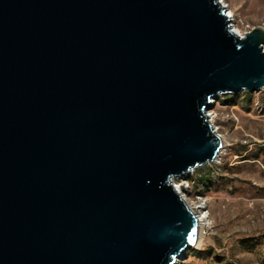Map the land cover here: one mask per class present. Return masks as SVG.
I'll use <instances>...</instances> for the list:
<instances>
[{"label":"water","instance_id":"95a60500","mask_svg":"<svg viewBox=\"0 0 264 264\" xmlns=\"http://www.w3.org/2000/svg\"><path fill=\"white\" fill-rule=\"evenodd\" d=\"M264 90V29L219 0H0V264H178L173 185L214 163L219 95Z\"/></svg>","mask_w":264,"mask_h":264},{"label":"rangeland","instance_id":"374dc122","mask_svg":"<svg viewBox=\"0 0 264 264\" xmlns=\"http://www.w3.org/2000/svg\"><path fill=\"white\" fill-rule=\"evenodd\" d=\"M219 1L243 33L264 29V0ZM212 103L207 114L227 144L214 163L190 176L188 197L205 204L200 212L208 220L200 246L178 264H264V90L219 95Z\"/></svg>","mask_w":264,"mask_h":264},{"label":"bare ground","instance_id":"6f19581e","mask_svg":"<svg viewBox=\"0 0 264 264\" xmlns=\"http://www.w3.org/2000/svg\"><path fill=\"white\" fill-rule=\"evenodd\" d=\"M226 12H227V14H228V16L231 18V22L233 23L232 25H233V29H234V31L239 35V36H244L245 35V33H243L238 27H237V25L235 24V16H234V14L231 12V11H227V9H226ZM208 119H209V121H210V123L212 124V126H213V128L216 130V132H217V129H216V124H215V116L213 115V114H211V113H209L208 114ZM218 133V132H217ZM224 141V147H223V150H222V152L224 151V149L226 148V141L225 140H223ZM222 152H221V154H222ZM221 154H220V156H221ZM219 156V157H220ZM191 208H192V206H190ZM195 211V210H194ZM195 213H196V215H197V217L199 218V235H198V239H197V243H196V246L195 247H198V246H200V244H201V242H202V233H203V230H202V226H203V223L205 224V222L208 220V214H205L204 212H197V211H195ZM204 228V227H203ZM182 260V259H181ZM181 260H179V261H181Z\"/></svg>","mask_w":264,"mask_h":264},{"label":"built area","instance_id":"2783aa9c","mask_svg":"<svg viewBox=\"0 0 264 264\" xmlns=\"http://www.w3.org/2000/svg\"><path fill=\"white\" fill-rule=\"evenodd\" d=\"M196 171V170H195ZM195 171H193L188 177L183 178V179H175L173 181V185L175 186V188L177 189V191L180 193V195L183 197V199L187 202V204L190 206H192V208L190 207V209L195 213V211L200 212V211H204L205 212V204L203 205H195V203L193 201H191V199H189V195H190V191L192 190L193 185H190L189 180H190V176H192ZM193 184V182H192ZM195 210V211H194ZM208 213V212H206ZM196 214V213H195Z\"/></svg>","mask_w":264,"mask_h":264}]
</instances>
